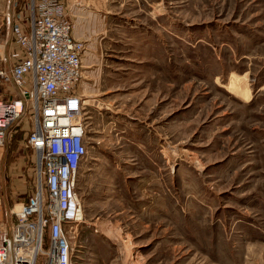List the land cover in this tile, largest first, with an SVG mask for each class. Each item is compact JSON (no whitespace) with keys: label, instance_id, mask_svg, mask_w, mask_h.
Returning a JSON list of instances; mask_svg holds the SVG:
<instances>
[{"label":"rangeland","instance_id":"rangeland-1","mask_svg":"<svg viewBox=\"0 0 264 264\" xmlns=\"http://www.w3.org/2000/svg\"><path fill=\"white\" fill-rule=\"evenodd\" d=\"M102 4L80 39L73 264H264V0ZM30 129L6 134L0 224L31 190Z\"/></svg>","mask_w":264,"mask_h":264},{"label":"built area","instance_id":"built-area-1","mask_svg":"<svg viewBox=\"0 0 264 264\" xmlns=\"http://www.w3.org/2000/svg\"><path fill=\"white\" fill-rule=\"evenodd\" d=\"M22 1L10 15L11 60L1 53L0 25V169L6 134L20 122L31 126L25 143L34 169L14 222L0 224V264H73L64 226L82 221L76 180L86 154L78 94L84 44L72 37L60 0Z\"/></svg>","mask_w":264,"mask_h":264},{"label":"crops","instance_id":"crops-1","mask_svg":"<svg viewBox=\"0 0 264 264\" xmlns=\"http://www.w3.org/2000/svg\"><path fill=\"white\" fill-rule=\"evenodd\" d=\"M15 0L5 1V11L0 12V25L2 28V43L3 48L1 53L7 60L17 55V50L11 39H9L10 32V15L14 10L13 2ZM18 3L23 1L17 0ZM61 4L65 5L66 14L69 20L73 23L72 37L77 40L89 37L90 25L96 22L98 13L101 12L104 4L102 0H60ZM92 31V30H91Z\"/></svg>","mask_w":264,"mask_h":264},{"label":"bare ground","instance_id":"bare-ground-1","mask_svg":"<svg viewBox=\"0 0 264 264\" xmlns=\"http://www.w3.org/2000/svg\"><path fill=\"white\" fill-rule=\"evenodd\" d=\"M19 208H20V206H19ZM19 208H18V209H19ZM82 220H83V219H82Z\"/></svg>","mask_w":264,"mask_h":264},{"label":"trees","instance_id":"trees-1","mask_svg":"<svg viewBox=\"0 0 264 264\" xmlns=\"http://www.w3.org/2000/svg\"><path fill=\"white\" fill-rule=\"evenodd\" d=\"M22 1V0H21Z\"/></svg>","mask_w":264,"mask_h":264}]
</instances>
